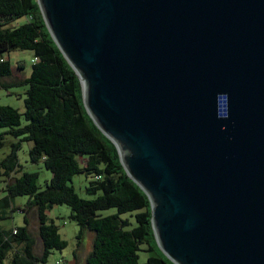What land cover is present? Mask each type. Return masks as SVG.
Returning a JSON list of instances; mask_svg holds the SVG:
<instances>
[{"label":"water","instance_id":"obj_1","mask_svg":"<svg viewBox=\"0 0 264 264\" xmlns=\"http://www.w3.org/2000/svg\"><path fill=\"white\" fill-rule=\"evenodd\" d=\"M174 264H264V0H36Z\"/></svg>","mask_w":264,"mask_h":264},{"label":"trees","instance_id":"obj_2","mask_svg":"<svg viewBox=\"0 0 264 264\" xmlns=\"http://www.w3.org/2000/svg\"><path fill=\"white\" fill-rule=\"evenodd\" d=\"M19 49L31 50L33 58L30 75L16 80L5 54ZM25 82L23 112L0 104V130L8 128L18 139L0 161L6 176L0 221L13 218L16 210L26 212L22 225L0 224V264H49L50 251L67 246L47 216L54 205L69 206V218L80 227L78 239L84 230L93 233L86 264H174L156 243L148 196L127 175L115 145L87 113L79 78L51 37L37 1L0 0V85ZM2 140L0 131V146ZM21 141L31 142L30 161H41L51 172L42 189L37 172L17 175ZM79 173L87 178L85 191L92 198L80 197L69 184ZM21 195L28 196L25 206L14 205V197ZM108 208L115 213H99ZM31 211L37 215L40 250L29 228ZM140 251L148 253L142 262Z\"/></svg>","mask_w":264,"mask_h":264},{"label":"rangeland","instance_id":"obj_3","mask_svg":"<svg viewBox=\"0 0 264 264\" xmlns=\"http://www.w3.org/2000/svg\"><path fill=\"white\" fill-rule=\"evenodd\" d=\"M8 59L11 64L16 67L20 65V68H15L13 70V78L16 80H21L24 75L28 77L31 72L33 52L29 49L25 50H13L8 54ZM18 61V62H17ZM28 84L16 83L7 85V87L0 85V104L10 105L14 108H17L20 112L24 110V97L26 96V90ZM22 123H25V119L22 117ZM8 128H2L0 131L3 133V143L0 146V161L5 158L12 149V143L18 142V139L8 133ZM31 147L30 141H21L20 146L17 150V160L20 164V171L17 175L22 174L24 171L28 172H37L38 173V186L39 189L45 187L46 181L51 177V172L47 170L41 161L33 163L29 159V149ZM2 169L0 168V196H3L5 192L3 191L4 183L6 176L1 173ZM76 193L82 198H92L93 196L86 193L85 188L87 185V178L83 173L76 174L72 177V180L69 182ZM28 200V196L21 195L15 196L13 199L14 205H20L21 207L25 206ZM115 208H108L100 210L99 213L102 215H108L115 213ZM25 211L20 209L12 212L13 218L0 221V224L4 227H11L13 225H22L23 217ZM70 208L67 205H54L52 208L47 210V216L50 219H53L54 223L58 226L59 233L63 239L66 240L67 246L61 250L52 249L48 256L49 264H86L85 256L91 248L93 233L89 230H84L81 239L77 238L80 227L69 218ZM129 213L123 214L127 215ZM29 219V228L36 239V248L40 250L41 244L37 234V215L35 211H31L28 214ZM80 241V245H78ZM74 252H77V256L74 255ZM148 253L145 251H140V261H144Z\"/></svg>","mask_w":264,"mask_h":264},{"label":"crops","instance_id":"obj_4","mask_svg":"<svg viewBox=\"0 0 264 264\" xmlns=\"http://www.w3.org/2000/svg\"><path fill=\"white\" fill-rule=\"evenodd\" d=\"M7 58H8V55L6 56ZM18 62V61H17ZM15 68H20V65H17L16 67H14L13 65H12V71L15 69ZM25 78V75H24V77L22 78V79H24ZM20 80V79H19Z\"/></svg>","mask_w":264,"mask_h":264}]
</instances>
